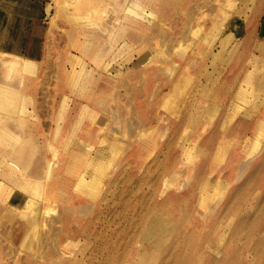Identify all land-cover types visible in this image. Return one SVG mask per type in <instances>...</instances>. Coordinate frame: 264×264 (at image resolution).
<instances>
[{"label": "rangeland", "instance_id": "rangeland-1", "mask_svg": "<svg viewBox=\"0 0 264 264\" xmlns=\"http://www.w3.org/2000/svg\"><path fill=\"white\" fill-rule=\"evenodd\" d=\"M38 1L42 7L39 20L45 31L37 69L28 80V107L33 115L27 124L37 142L30 172L42 175L46 158L52 157L47 142L54 138L65 98H71V114L77 102L90 107L80 118L78 138L84 143L99 146V136L109 139L114 133L120 152L112 164L119 171L108 167V173L102 175V171L86 166L79 177L69 163L68 151L59 145L61 164L54 189L59 197L49 199L48 187L40 198L42 213L51 214L43 213L38 224L29 221L22 226L15 211L0 209V264H185L175 256L159 257V252H152L157 239L171 244L182 223L186 224L185 231L198 229L188 245L193 264H213L209 258L225 254L229 264H264V162L260 163L264 157V47L260 46L264 36L259 34L264 3L261 13L255 16L260 0H151V22L127 27L128 39L138 49L134 48L120 74L103 71L90 57L83 56L87 63L85 76L89 75L85 93L92 94V99H86L72 90L74 54L82 53L75 43L78 39L95 41L89 45L91 53L102 42L108 49L104 43L106 31L81 27L84 22L69 15L65 0ZM19 3L23 7L25 0ZM28 4L24 6L28 8ZM31 5L30 13L37 15V4ZM242 19L247 21L243 36L250 31L248 49L225 48L233 40L232 27L218 28L223 22ZM112 23L113 17L102 22L108 28ZM161 31L167 35L168 44L161 39ZM141 46L147 58L136 63L143 53ZM252 53L255 63L251 65L248 55ZM249 70L255 74L252 85L244 82ZM244 90H248L249 99L238 110L239 93ZM113 110L119 111V117ZM73 143L77 145L75 140ZM30 146L24 147V160ZM177 160L182 162L178 164ZM172 162L176 163L179 179L193 187L183 193L177 208L155 206L151 194L156 190L152 188L170 175ZM108 175L116 178L114 187H109L105 179ZM133 176L139 180L133 181ZM96 179L95 191L89 194L87 190L93 188ZM116 189L128 191L125 200L130 209L125 215L129 218L117 216L122 205H108L111 190ZM82 205L90 209L85 214L79 212L83 211ZM109 209L114 212L108 213ZM154 212L162 213V218L154 216L155 221ZM202 235H209V240L197 245L195 241ZM44 241L47 244L42 246ZM180 241L185 242L183 238ZM132 246L143 248L146 257H127ZM220 247L224 251L218 256L216 250ZM171 253L179 254V243Z\"/></svg>", "mask_w": 264, "mask_h": 264}, {"label": "bare ground", "instance_id": "bare-ground-1", "mask_svg": "<svg viewBox=\"0 0 264 264\" xmlns=\"http://www.w3.org/2000/svg\"><path fill=\"white\" fill-rule=\"evenodd\" d=\"M150 1L151 0H146V1L126 0L125 3H121L120 0H65L64 1L66 9L69 11V15H73L74 18L77 21L79 20L81 23L84 22L83 25H80L81 27L84 26L99 27L100 29L106 31L107 35L104 43L109 45V48L107 49L105 47L106 48L105 49L102 42L100 43L97 49H95L94 47L91 53L89 52L90 50L89 45H94L95 41H91V39H87L84 41H82L81 39L77 40L76 42L77 44L75 43V45H77V47L80 49L82 53L81 56L74 54L76 58L73 59L72 69L74 70L72 74V78H73L72 90L74 91V94L76 93L79 96H82L84 98L86 97V99H88V97L89 99H92V94H89L90 92L87 94L85 93L87 90V87H85V83L88 81V79L86 78H88L89 75L85 76L87 63L84 57L86 56L90 57L91 60L96 64V66L99 69L110 73L115 71L117 74L121 73L120 68L122 69V67L125 66V64L130 62L129 59L131 58L132 52L133 50H135L134 48H137V46L134 41L128 39V34L126 32L127 27L129 24H131L132 27L134 28L140 24L143 25L144 23L151 22L152 18L150 16L154 15V10L150 6ZM229 1L230 0H226L225 2L227 3ZM19 2L20 0H0V46L2 43H5V45L7 46L4 49L0 48V64L2 65L3 68V77H4V80L0 82V120L5 122H10L11 120H15L16 115L22 113L24 110V106L22 103L23 93L19 87H16L14 85V82L17 81L22 87L27 85L26 83L27 77L24 72L32 69V62L30 59L24 58L25 56H23V54L20 52L21 46L25 43L28 49L33 50V52H35L36 45L33 42V36H35L36 34L37 35L41 34L42 31L45 29L39 20L40 17L39 15L42 9L40 2L38 0H25V4H24L26 6L27 3H29L28 5L29 7H31L32 3H36L38 9L37 15H32L30 12H32L33 9L29 7L27 8L24 5L22 7V4H20ZM263 3L264 0H260L258 2V8L254 12L255 16H258L259 13H261L263 9ZM46 7L47 10L49 11L50 5ZM61 9L63 10V8ZM63 11H65V9ZM111 14H113V16H111ZM107 17H111V18L113 17V23L111 25V28H108L106 27V25L102 24V22ZM126 20L128 21V23H126ZM225 23L223 22L221 24V26L218 28V31L222 29V27L223 28L226 27L225 30H227V28L231 25L232 28H230V30L233 31L232 35H234L233 40L230 43L225 44V48L229 47L230 49H234L235 51L236 50L238 51V49L240 50L241 46H244L245 49H248L251 43L250 31L248 30V34L245 37L243 36L247 31L246 19H242L240 22H236L235 20H233L229 24H225ZM99 32L101 31L99 30ZM79 34L80 32L78 33V36ZM163 34L165 35L164 32ZM259 34L264 36V18H262L260 22ZM164 35L161 36V39H165L164 41L166 42V39L168 41V37L165 38L167 35L165 36ZM146 37L147 40L148 34ZM164 41H163L164 44L166 43L168 44V42L165 43ZM253 46L254 44L252 45V47ZM260 46L264 47V43H261ZM149 49L150 48H148V50ZM141 50L143 52L142 53L143 55L141 54L137 58L136 63L142 62L144 61V59L147 58V56H145L146 54L143 46H141ZM215 52H216L215 50H212L213 54ZM254 56L255 54L253 53L251 55H248L249 63L251 65L255 63V61H253ZM159 61H161V59ZM76 64L80 65V68H78ZM254 76L255 74L250 73L249 70L244 75V79H245L244 82L246 84L252 85V82L254 81ZM82 80H86V81H84L83 83ZM81 83H83L84 85ZM248 93H249L248 90H244L239 93V95H241V99H240L241 104L237 105L239 108L238 110L242 109L245 103L248 101L249 99ZM70 108H71V98L63 99L60 108L61 113L59 116L60 117L59 123L57 124V127L54 130V138L50 139L48 141L49 143H47L48 144L47 148L48 150H51L52 157H50L49 159L46 158L42 175H36L30 172V168L33 162L32 159L37 151V142L34 135L32 133H31L32 135H30V132L26 130L27 132L24 134L15 133L14 137H11L0 129V209L6 212H8L7 210L15 211V213H17L19 218L22 219L21 220L22 226L29 221L31 223L35 222L36 224H38V222L40 221V216H42L43 213L48 215L47 212L49 211L42 213V207L40 206V198L45 194V192L43 191H45L48 187H49L48 190H51V192L49 193V199L59 197L56 193H54L57 169L60 167L61 164V150L59 145H62L64 149L68 151L70 156L69 163H72V165L75 167L77 171L76 174L79 177L80 175H82V172L84 171L83 168L84 167L86 168V166H89L90 170L93 169V171L95 172L102 171V175L104 171H107L106 174L108 173V167L109 168L111 167L113 170H117L119 168L118 167L116 169V166L112 164L114 158L120 152L119 147L115 145L116 142L114 141L113 138L115 137L113 135L114 133L112 134L110 133L109 139H107L108 138L107 136H106L107 138L99 136L100 138L99 142L101 143L99 144V146H96L95 142L84 143V140H81L80 137L78 138V131L81 130L82 127V121L80 122V118L83 113L90 110L89 109L90 107L87 104H84L83 102H77L72 114L71 112H69L71 110ZM116 111H115V115L119 113V111L118 112ZM16 120H18L19 125L23 129H26L25 126L27 124V120L24 117L21 116L19 119ZM130 120L132 119H129L128 121ZM130 125L132 126V124ZM127 127L128 126H126V128ZM65 128H67L69 131H67V129ZM133 131L131 132L133 133ZM74 140L77 143V145L73 143ZM82 143L84 145H82ZM27 144L31 145L30 146L31 150L29 152L28 158L24 160L23 159L24 147H26ZM110 156L112 157L110 158ZM177 162L179 164L182 161L177 160ZM263 162H264V157L262 158V161L260 163ZM174 163L172 162L173 170L171 171L170 175L164 177L162 182L159 185H156V187L153 186L156 189L152 188L153 191L156 190L151 194L153 198L151 203H154L155 206L159 204L162 206L165 205V206H172L174 208H177L181 203L183 193L186 192L187 189L193 187V184L186 185V182L183 183V181L179 179L180 173L178 169H176ZM256 168H258V166ZM111 177L112 176L108 175V177L105 179L109 180L110 183L109 187L112 186L114 187V184H116L115 183L116 178L113 179ZM132 179L133 181L139 180L138 178H134V176ZM155 179L158 180L160 178H155ZM83 180H84V176H83ZM118 180H120V178H117V181ZM97 181L98 179H96V181H93L94 186L92 189L88 188L87 191L89 194H93V192L95 191V184ZM102 182L103 181L101 180V183ZM79 183L82 185V182ZM103 183L105 184V181ZM111 191L113 192L112 201L108 200L107 201L108 205L111 204L110 202L114 204L122 205V211L119 214H117V216L121 219L129 218L130 217L129 215H125L126 211L130 209L128 200H125L126 193L128 191L126 189H122L121 191L119 190L117 191L111 190ZM158 196L164 198L158 199ZM116 199L119 200L116 201ZM46 202L50 203L48 200ZM151 203L148 206H151ZM85 205L87 208H89L87 204ZM85 205L84 206L82 205L83 211H79V212L85 214L87 210L88 211L90 210V209H86ZM81 208L82 207L80 206V210H82ZM84 208L86 209L85 212H84ZM107 212L113 213L114 210L109 209ZM37 213L39 214L38 216L36 215ZM49 214L51 213L49 212ZM154 216L161 219L162 213L160 215L157 212H154L153 218L156 221ZM133 217L135 219V215ZM150 220L152 221V219ZM184 225L186 224L182 223V225L177 227V231H175L174 241L171 244L165 245L166 239L164 241V244H162V242L157 239L154 248L152 249V252H159V257H161L160 255H167V256L172 255L175 256L182 263L186 261L185 264H193L194 262H192L191 260L194 261V259L193 258L191 259L189 257L190 252H188L189 250L188 245L190 243H193L192 242V239L194 237L193 235L198 231V229L193 228L189 231H185ZM43 226H46V224H44ZM84 233L87 234V230H85ZM44 235L45 233H43V236ZM223 235L224 234H222L221 236ZM205 236L206 235H202L200 239L195 241V243L197 245L201 244L204 240H206V238L208 239L209 237V235H207L206 237ZM132 237L133 236H131V239ZM181 238H183V241L185 242H181L180 241ZM168 239L169 238H167V240ZM46 240L47 239L45 238V241ZM144 240L145 239H143V241L141 242H144ZM45 241L42 244L41 241L40 244L42 246L43 244L46 245L47 243H45ZM131 242L134 243V240H132ZM49 243L51 244V242ZM178 243H179V254L171 253V251L178 245ZM182 243H184L185 247H181ZM223 251L224 249L220 247L216 250V254L218 256L222 255ZM205 253H207V251ZM132 255H136V257L139 256L140 258H145L147 254L145 251H143V248L139 246H134V247L132 246L131 249H129V251L126 253V256L131 257ZM209 259L210 261H212L213 264H229L228 255L226 254L222 255L221 257L213 256ZM161 264L164 263L161 262Z\"/></svg>", "mask_w": 264, "mask_h": 264}, {"label": "crops", "instance_id": "crops-1", "mask_svg": "<svg viewBox=\"0 0 264 264\" xmlns=\"http://www.w3.org/2000/svg\"><path fill=\"white\" fill-rule=\"evenodd\" d=\"M44 31H45V29L42 31L41 34H39V35L36 34L35 36H33V42L36 45L35 52H33V50L28 49V47L25 45V43L21 46V49H20V52L23 54V56H25L24 58L31 60L32 69L24 72L26 74V77H27V79H26L27 85L24 86L25 88L22 87L17 81L14 82V85L16 87H19L23 93V99H22L23 102L22 103L24 106V110H23L24 113L21 111L22 113L16 115L15 120H11L10 122H5V121L0 120V129L3 130L5 133H7L11 137H14L15 133L24 134L27 132L26 130L30 131L31 133L33 132V130L31 128H28V124H26V126H25L26 129H23L19 125L18 120H16V119H19L22 116L26 120H29V118L32 117V115H33L32 114L33 111H31L30 108L28 107V103L31 100L30 99L31 94L28 93V88H29L28 80L30 79V76L33 75L37 69V65H38L37 59L41 55V38H42ZM6 47L7 46L5 45V43H2L0 46V48H3V49ZM0 79H2V80H0V82H2L4 80L3 74L0 75ZM26 89H27V91H26ZM47 147H48V144H47Z\"/></svg>", "mask_w": 264, "mask_h": 264}]
</instances>
